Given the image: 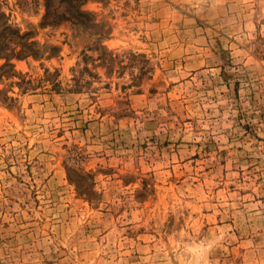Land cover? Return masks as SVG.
Here are the masks:
<instances>
[{"label": "rangeland", "instance_id": "rangeland-1", "mask_svg": "<svg viewBox=\"0 0 264 264\" xmlns=\"http://www.w3.org/2000/svg\"><path fill=\"white\" fill-rule=\"evenodd\" d=\"M0 264H264V0H0Z\"/></svg>", "mask_w": 264, "mask_h": 264}]
</instances>
